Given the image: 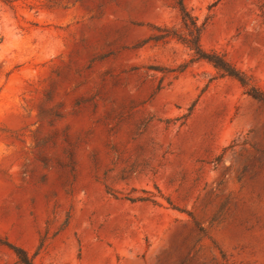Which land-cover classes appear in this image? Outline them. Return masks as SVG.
I'll return each instance as SVG.
<instances>
[{
	"label": "rangeland",
	"instance_id": "1",
	"mask_svg": "<svg viewBox=\"0 0 264 264\" xmlns=\"http://www.w3.org/2000/svg\"><path fill=\"white\" fill-rule=\"evenodd\" d=\"M197 36L264 92V0H0V264H264V102Z\"/></svg>",
	"mask_w": 264,
	"mask_h": 264
},
{
	"label": "trees",
	"instance_id": "2",
	"mask_svg": "<svg viewBox=\"0 0 264 264\" xmlns=\"http://www.w3.org/2000/svg\"><path fill=\"white\" fill-rule=\"evenodd\" d=\"M182 18L186 25H188V20H191V24L198 31V27L196 23L190 16L189 12L184 8L182 9ZM190 46L194 50L198 58L208 60L217 69H219L223 74L236 78L241 83V85L245 88L246 92L250 96H252L256 100L264 102V92L260 90V88L253 82L252 78L249 77L244 71H241L240 69L230 64L220 54L204 51L199 43L198 36L196 37L195 40L190 41ZM12 248H14L17 256L19 257L22 263L33 264L32 260L29 258L27 253L22 248H19V247H12Z\"/></svg>",
	"mask_w": 264,
	"mask_h": 264
}]
</instances>
